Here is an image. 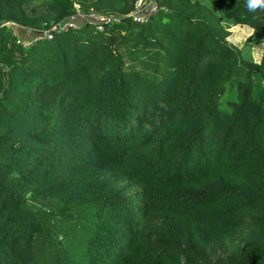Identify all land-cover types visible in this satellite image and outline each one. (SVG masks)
I'll use <instances>...</instances> for the list:
<instances>
[{
    "label": "trees",
    "instance_id": "16d2710c",
    "mask_svg": "<svg viewBox=\"0 0 264 264\" xmlns=\"http://www.w3.org/2000/svg\"><path fill=\"white\" fill-rule=\"evenodd\" d=\"M133 1L0 0V264H264V4Z\"/></svg>",
    "mask_w": 264,
    "mask_h": 264
},
{
    "label": "built area",
    "instance_id": "2783aa9c",
    "mask_svg": "<svg viewBox=\"0 0 264 264\" xmlns=\"http://www.w3.org/2000/svg\"><path fill=\"white\" fill-rule=\"evenodd\" d=\"M155 9L156 4L153 0H134L132 8L125 15L133 21L140 22L143 21ZM121 16L122 15L102 14L95 11H75L70 16L56 22H51L47 26L41 28L24 27L17 25L14 22L12 23H14V25L20 30L19 34L16 36V41L26 43L27 39L30 40V37H32V34L34 33H39L38 36L49 37L52 30H57L63 27L77 26L87 21L96 24V27L100 28L103 22L108 20H117Z\"/></svg>",
    "mask_w": 264,
    "mask_h": 264
},
{
    "label": "rangeland",
    "instance_id": "374dc122",
    "mask_svg": "<svg viewBox=\"0 0 264 264\" xmlns=\"http://www.w3.org/2000/svg\"><path fill=\"white\" fill-rule=\"evenodd\" d=\"M6 26L9 27V29L11 30L12 34H14L15 36H17L19 34V30L18 27L14 25V23L6 21V23H4ZM49 24V22H42V26H47ZM39 27V28H41ZM228 34L226 35V40L229 43H232L238 47H244V46H249L251 49V56L254 60H257L260 56V52H261V46H262V42L261 41H254L253 38L251 37V28H249L248 26L244 25V24H236L233 26H230L228 28ZM39 33H34L32 34V37H30V40L27 39L26 43L31 42L32 39H34L35 37H41L38 36ZM264 40V37H263ZM161 67H162V63H161ZM232 96V92L228 91V89L225 90V92H223L219 98H218V104L220 107L222 108H226V99L227 97Z\"/></svg>",
    "mask_w": 264,
    "mask_h": 264
},
{
    "label": "clouds",
    "instance_id": "9594fccd",
    "mask_svg": "<svg viewBox=\"0 0 264 264\" xmlns=\"http://www.w3.org/2000/svg\"><path fill=\"white\" fill-rule=\"evenodd\" d=\"M248 3H249V8L251 9L257 5L264 4V0H248Z\"/></svg>",
    "mask_w": 264,
    "mask_h": 264
}]
</instances>
